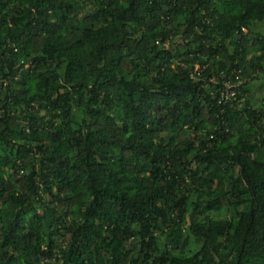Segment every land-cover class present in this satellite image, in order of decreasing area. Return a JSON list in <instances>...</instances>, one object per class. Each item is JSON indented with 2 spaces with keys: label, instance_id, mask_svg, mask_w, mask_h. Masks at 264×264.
I'll return each mask as SVG.
<instances>
[{
  "label": "trees",
  "instance_id": "trees-1",
  "mask_svg": "<svg viewBox=\"0 0 264 264\" xmlns=\"http://www.w3.org/2000/svg\"><path fill=\"white\" fill-rule=\"evenodd\" d=\"M262 23L264 0H0V264H264ZM234 71L219 106L203 78Z\"/></svg>",
  "mask_w": 264,
  "mask_h": 264
},
{
  "label": "built area",
  "instance_id": "built-area-1",
  "mask_svg": "<svg viewBox=\"0 0 264 264\" xmlns=\"http://www.w3.org/2000/svg\"><path fill=\"white\" fill-rule=\"evenodd\" d=\"M244 34L247 33L246 29H242ZM183 42V41H182ZM159 44V43H158ZM166 47L171 46V41L164 44ZM206 67L201 68L200 66H195L190 73L192 79H199ZM240 71H234V77L225 78L226 75L221 73V75L213 76L212 78H203L205 83L213 85L212 92L210 93V98L216 102L219 106H228L230 104L236 103L242 105L245 103V97L239 98V87L243 85L247 80L243 79ZM262 127L264 129V121L262 122ZM211 136L210 138H213Z\"/></svg>",
  "mask_w": 264,
  "mask_h": 264
},
{
  "label": "crops",
  "instance_id": "crops-1",
  "mask_svg": "<svg viewBox=\"0 0 264 264\" xmlns=\"http://www.w3.org/2000/svg\"><path fill=\"white\" fill-rule=\"evenodd\" d=\"M260 28L261 27H257V31L264 33L263 27H262V30H260ZM255 86H254L252 93L250 94L249 97H250V102H251L252 106L253 107H259L262 103L263 93L261 91L260 84L255 85Z\"/></svg>",
  "mask_w": 264,
  "mask_h": 264
},
{
  "label": "rangeland",
  "instance_id": "rangeland-1",
  "mask_svg": "<svg viewBox=\"0 0 264 264\" xmlns=\"http://www.w3.org/2000/svg\"><path fill=\"white\" fill-rule=\"evenodd\" d=\"M89 8H86L85 11H88ZM258 27H261L260 30H262V27L264 29V23L260 24ZM264 80V76H262V79L260 81H256L254 85H258V84H261V82ZM256 87V86H255ZM191 249L192 251H195L196 249L198 250V246L196 243H194V241L192 242V245H191ZM196 250V251H197Z\"/></svg>",
  "mask_w": 264,
  "mask_h": 264
}]
</instances>
